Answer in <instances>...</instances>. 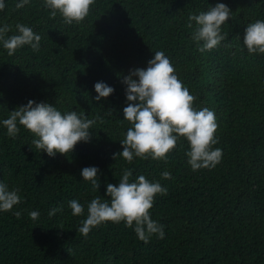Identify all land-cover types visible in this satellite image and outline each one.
Wrapping results in <instances>:
<instances>
[{"label":"trees","instance_id":"16d2710c","mask_svg":"<svg viewBox=\"0 0 264 264\" xmlns=\"http://www.w3.org/2000/svg\"><path fill=\"white\" fill-rule=\"evenodd\" d=\"M19 2L4 0L0 11V27L11 29L6 38L18 34L19 23L42 39L38 51L26 45L12 56L0 42V182L19 189L22 200L0 212V264H264V54H249L243 43L245 28L264 21V0H94L88 16L71 25L59 13L52 17L44 0L17 9ZM218 3L231 11L221 27L226 38L202 53L188 17ZM157 51L196 98L193 107L215 113L212 148L223 155L214 168L193 171L183 137L167 162L112 158L130 127L122 81L146 69ZM97 82L114 89L98 102ZM29 100L95 119L90 140L49 157L22 127L9 137L3 120ZM86 167L99 170L97 191L81 177ZM125 169L130 182L143 175L167 189L150 209L163 239L153 235L145 244L124 222H105L87 237L78 231L93 198L110 203L106 186L118 185ZM165 171L171 178H163ZM71 200L84 215H72ZM53 208L61 210L49 216Z\"/></svg>","mask_w":264,"mask_h":264},{"label":"clouds","instance_id":"9594fccd","mask_svg":"<svg viewBox=\"0 0 264 264\" xmlns=\"http://www.w3.org/2000/svg\"><path fill=\"white\" fill-rule=\"evenodd\" d=\"M28 3L29 0H20L16 8H23ZM93 3L94 0H44V7L51 10L52 17L59 13L64 22L71 25L73 22L81 23L88 16ZM5 7L4 0H0V11ZM230 16V9L223 3L198 15H189L188 27H193V21L196 25L192 39L198 44L203 42L199 47L200 52L211 51L221 44L226 38L221 27ZM15 27L18 34L7 38L10 26L0 27V42L7 54L12 56L26 45L38 51L41 36L23 24L18 23ZM243 43L249 54H264V21L256 20L245 28ZM122 83L126 85L128 102L123 109V121H127L130 127L125 139L120 142L123 151L113 154L114 161L120 156L131 163L135 156L167 162V155L176 148L178 138L183 137L189 144L190 150L186 156L193 171L211 169L220 163L222 150L212 148L218 142L214 135L217 129L215 113L208 108L196 110L193 107L196 98L178 79L175 68L163 51L155 52L146 69L130 71ZM94 90L97 93L94 100L97 102L114 91L103 82H97ZM2 123L9 137L15 138L22 127L36 137L32 141L36 149L54 157L56 154L66 156L77 143L88 142L91 138L90 128L96 120L78 115L76 111L62 114L52 105L29 100L25 106L9 112V117ZM98 171L96 167L81 170L82 179L90 182L94 191L100 187ZM131 175V169H125L118 185L107 184L105 195L110 197V203L97 196L87 205V217L78 229L83 236L87 237L92 229L105 222H124L129 228L134 225L137 238L145 244L153 235L164 238L163 225L151 219L150 209L154 197L157 194L166 195L167 189L160 183L149 182L143 175L130 182ZM162 176L164 179L171 178L167 171ZM21 202L19 189L10 190L6 183L0 182V212L11 211ZM69 208L73 216L84 215V206L77 200H71ZM60 210L53 208L49 216ZM14 214L17 218L21 215L19 211ZM29 215L32 220L39 217L36 211Z\"/></svg>","mask_w":264,"mask_h":264}]
</instances>
